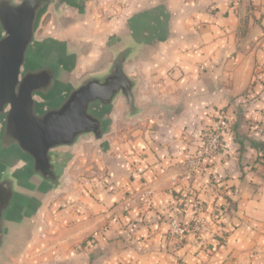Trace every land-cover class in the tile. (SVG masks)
<instances>
[{"label": "crops", "instance_id": "crops-1", "mask_svg": "<svg viewBox=\"0 0 264 264\" xmlns=\"http://www.w3.org/2000/svg\"><path fill=\"white\" fill-rule=\"evenodd\" d=\"M63 19L45 11L34 54L68 56L73 82L137 37L142 53L128 72L142 80L138 103L163 107L127 122L120 98L102 141L57 150L68 188L31 189L17 228L20 264H264V0L240 10L232 0H85ZM225 113L222 153L186 178L202 132ZM188 192L231 210L226 245L169 237Z\"/></svg>", "mask_w": 264, "mask_h": 264}, {"label": "water", "instance_id": "water-1", "mask_svg": "<svg viewBox=\"0 0 264 264\" xmlns=\"http://www.w3.org/2000/svg\"><path fill=\"white\" fill-rule=\"evenodd\" d=\"M84 2L0 0V264L13 258L31 189L67 190L65 162L57 150H72L82 140L102 141L120 98L127 122L163 107L138 103L142 80L128 72L142 53L137 37L113 47L105 66L73 82L68 56L34 54L45 11L52 7L62 21Z\"/></svg>", "mask_w": 264, "mask_h": 264}, {"label": "rangeland", "instance_id": "rangeland-1", "mask_svg": "<svg viewBox=\"0 0 264 264\" xmlns=\"http://www.w3.org/2000/svg\"><path fill=\"white\" fill-rule=\"evenodd\" d=\"M244 1L245 0H243L239 5L235 4L238 10L242 8V6L244 5ZM100 16H101L100 19L104 21L110 18V13L108 11L102 10L100 12ZM122 109H123L122 105L120 104L118 110L121 112ZM225 114L231 118L229 114L227 113ZM117 121L119 123L120 119L118 118ZM119 124L121 125V123ZM0 130H1V123H0ZM124 132H126L124 128H121L119 131V133H124ZM258 159H264V156L262 157L259 156ZM184 173H185V169H184ZM178 197H179L178 198L179 204H181V202H184L185 200L184 197H189L187 199L190 200L191 204H198V209L191 207H188L187 209H182L181 208L182 205H179V207L172 214L170 218V226H171V221L177 219L182 225V227L186 230L183 239H180V237H177L176 235L172 234L171 227L169 226L168 235L170 238H173L177 241L178 243L177 245L184 244L185 237L187 235L194 236L199 241H202L205 244H207V242L209 241H215L220 245H226L228 243L229 235L231 233V231L229 230V223H228V220L231 219L230 209H229V214L227 215L225 210H220L219 208L220 205L216 204V200L212 204V207H208V204L205 201L199 199L198 196H196V194L193 192L181 194L178 195ZM17 255H18L17 252L14 253L12 261H10L7 264H20L21 259L18 260ZM24 260L25 258L23 259V261ZM39 260H40L39 258H34V259L29 258L28 260L25 261L28 263L37 264Z\"/></svg>", "mask_w": 264, "mask_h": 264}, {"label": "built area", "instance_id": "built-area-1", "mask_svg": "<svg viewBox=\"0 0 264 264\" xmlns=\"http://www.w3.org/2000/svg\"><path fill=\"white\" fill-rule=\"evenodd\" d=\"M234 4L239 5L243 0H232ZM230 117L226 114H222L218 120V123L211 128L204 130L200 136L201 145L199 154L196 157H192L187 160L185 164V177L192 178L203 166L206 159H211L219 156L223 151V141L226 131L230 127ZM173 181H178V178H174ZM184 196V195H183ZM184 202H181L182 209L188 207L198 209V204H191L189 197H184ZM171 232L173 235L183 239L186 230L182 227L177 219L171 221Z\"/></svg>", "mask_w": 264, "mask_h": 264}, {"label": "trees", "instance_id": "trees-1", "mask_svg": "<svg viewBox=\"0 0 264 264\" xmlns=\"http://www.w3.org/2000/svg\"><path fill=\"white\" fill-rule=\"evenodd\" d=\"M200 143H201V139H200ZM199 154V152H197L196 156ZM107 184H109V182H107Z\"/></svg>", "mask_w": 264, "mask_h": 264}]
</instances>
